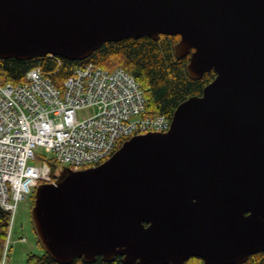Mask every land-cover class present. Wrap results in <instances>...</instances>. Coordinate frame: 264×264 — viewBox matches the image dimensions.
<instances>
[{"label": "water", "instance_id": "water-1", "mask_svg": "<svg viewBox=\"0 0 264 264\" xmlns=\"http://www.w3.org/2000/svg\"><path fill=\"white\" fill-rule=\"evenodd\" d=\"M162 35L179 36L190 79L215 77L168 131L37 187L32 226L58 264H243L264 252V0H0V60L81 62Z\"/></svg>", "mask_w": 264, "mask_h": 264}, {"label": "built area", "instance_id": "built-area-1", "mask_svg": "<svg viewBox=\"0 0 264 264\" xmlns=\"http://www.w3.org/2000/svg\"><path fill=\"white\" fill-rule=\"evenodd\" d=\"M56 77L32 69L21 84H0V207L9 214V234L18 203L39 184H55L49 160L72 171L96 167L127 139L170 127L164 115L146 114L142 89L122 68L88 62ZM91 108L94 115L77 119Z\"/></svg>", "mask_w": 264, "mask_h": 264}, {"label": "trees", "instance_id": "trees-1", "mask_svg": "<svg viewBox=\"0 0 264 264\" xmlns=\"http://www.w3.org/2000/svg\"><path fill=\"white\" fill-rule=\"evenodd\" d=\"M178 39L179 36L162 35L157 41L143 37L108 42L81 62L58 58L61 62L59 66L55 59L48 56L29 61L0 60V84H21L27 72L32 69H38L44 73L56 71V78L62 80L67 78L74 68L88 62L108 71L122 68L135 79L142 89L146 100V114L151 117L164 115L171 120L180 103L189 97L200 96L203 88L214 78L213 71L205 73L199 80H192L188 77L186 74L187 57L177 59L174 55V45ZM48 166L49 174L56 177L55 174L59 166L52 160H49ZM9 218V214L0 207V264L4 263ZM37 244L42 248L38 238ZM26 264L58 263L43 250L41 256L30 255ZM70 264L125 263L120 256H116L111 262H105L97 257L93 263H85L82 259L75 258ZM184 264H202V261L199 258L191 257ZM243 264H264V252L250 256Z\"/></svg>", "mask_w": 264, "mask_h": 264}, {"label": "rangeland", "instance_id": "rangeland-1", "mask_svg": "<svg viewBox=\"0 0 264 264\" xmlns=\"http://www.w3.org/2000/svg\"><path fill=\"white\" fill-rule=\"evenodd\" d=\"M95 109H85L77 113V119L81 120L95 114ZM45 159L53 156L44 153ZM39 161H35L37 164ZM34 204L33 196L21 200L16 209L11 233L8 238V245L5 248L3 264H26L30 255L41 256L42 248L37 244V237L31 222V209ZM8 251V252H7ZM7 253V254H6ZM6 258V259H5Z\"/></svg>", "mask_w": 264, "mask_h": 264}, {"label": "flooded vegetation", "instance_id": "flooded-vegetation-1", "mask_svg": "<svg viewBox=\"0 0 264 264\" xmlns=\"http://www.w3.org/2000/svg\"><path fill=\"white\" fill-rule=\"evenodd\" d=\"M178 41H179V39H178ZM187 59H189V56L187 57ZM214 77H215V73H214ZM214 79V78H213Z\"/></svg>", "mask_w": 264, "mask_h": 264}, {"label": "bare ground", "instance_id": "bare-ground-1", "mask_svg": "<svg viewBox=\"0 0 264 264\" xmlns=\"http://www.w3.org/2000/svg\"><path fill=\"white\" fill-rule=\"evenodd\" d=\"M188 259H189V258H188ZM188 259H187V260H188Z\"/></svg>", "mask_w": 264, "mask_h": 264}]
</instances>
